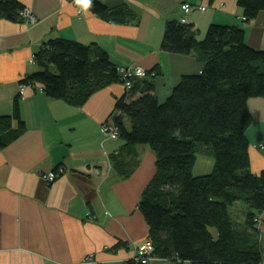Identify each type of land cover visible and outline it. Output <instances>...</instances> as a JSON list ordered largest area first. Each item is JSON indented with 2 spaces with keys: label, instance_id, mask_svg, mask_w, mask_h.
Instances as JSON below:
<instances>
[{
  "label": "crops",
  "instance_id": "crops-1",
  "mask_svg": "<svg viewBox=\"0 0 264 264\" xmlns=\"http://www.w3.org/2000/svg\"><path fill=\"white\" fill-rule=\"evenodd\" d=\"M17 1L34 22L0 17V116L11 115L17 100L25 124L17 139L0 148V264H82L87 259L88 264H126L148 238L137 203L155 173V160L152 150L138 145L132 152L136 166L127 177L113 166L111 157L124 142L101 129L112 123L125 85L113 82L81 107L47 98L38 84L26 85L21 96L20 80L38 70L33 55L57 37L95 43L120 67L146 71L158 66L154 95L163 101L182 75L203 66L195 53L160 49L165 21L184 17L199 31L198 38L209 23L241 26L247 45L264 50V11L244 22L236 0H102L108 8L123 5L131 12L117 23L85 9L77 13L73 0ZM184 3L205 9L184 14ZM247 106L252 114L248 155L258 173L264 170V97L248 99ZM59 167L60 176L46 182L42 174ZM259 219L264 233V213ZM151 264L188 263L155 259Z\"/></svg>",
  "mask_w": 264,
  "mask_h": 264
},
{
  "label": "trees",
  "instance_id": "trees-1",
  "mask_svg": "<svg viewBox=\"0 0 264 264\" xmlns=\"http://www.w3.org/2000/svg\"><path fill=\"white\" fill-rule=\"evenodd\" d=\"M81 2L85 10L117 23L132 15L123 5L108 8L102 0ZM236 4L244 22L264 11V0ZM24 8L17 0H0V17L21 21ZM163 29L160 49L176 55L195 53L203 61L200 72L182 75L163 101L154 95V79L161 74L158 66L146 70L144 78L129 79L131 87H125V95L114 103L111 123L124 142L111 157L122 177L136 166V146L146 145L154 154L155 173L137 203L148 226L151 257L188 264H264L259 229L264 170L252 171L245 135L252 124L247 100L264 97V50L248 46L244 28L233 24L209 23L202 38L193 24L179 19L165 21ZM33 56L38 70L26 74L20 84H38L47 98L69 106L81 107L113 82L124 85L120 66L95 43L47 39ZM12 112L0 116V148L25 128L17 100ZM204 153L214 159L212 171L193 176L196 155ZM127 154L132 155L128 162ZM239 201L247 211L242 221L233 220L228 209ZM126 264L142 263L132 258Z\"/></svg>",
  "mask_w": 264,
  "mask_h": 264
},
{
  "label": "built area",
  "instance_id": "built-area-1",
  "mask_svg": "<svg viewBox=\"0 0 264 264\" xmlns=\"http://www.w3.org/2000/svg\"><path fill=\"white\" fill-rule=\"evenodd\" d=\"M73 5L77 9L76 10L77 13L82 12V10L84 9V5L81 2V0H73ZM196 8L197 10L199 9L200 11H203L205 9L203 6L195 7L190 5L189 3H184L181 5V10L184 14H187L188 12ZM20 16L22 20L24 19L28 23L34 22V17L29 12V10L25 8L23 9V11L20 12ZM179 20L182 23H185L186 21L184 17L180 18ZM31 62H33V59L31 60ZM117 70L119 75L122 77V79L123 80L125 79L124 85L127 89L131 87L129 79H134L135 77L144 78L147 75L146 71L141 66H137V65L118 67ZM24 89H25V85L20 84L18 90L21 96L25 92ZM101 130H103L104 133L107 132V134L113 139H115L117 136L116 129H113V127L109 123H104ZM62 172L63 169L59 167L56 170H53L52 172L42 174V176L45 178L46 182L52 183V181H54L57 177H59ZM152 251L153 248L151 245V241L149 238H146L140 245H138L137 250L132 258L135 259L136 261H140L142 264H150L151 262L154 261V259L151 257ZM88 262H90L89 259L85 260V262L83 261L82 264H88Z\"/></svg>",
  "mask_w": 264,
  "mask_h": 264
},
{
  "label": "rangeland",
  "instance_id": "rangeland-1",
  "mask_svg": "<svg viewBox=\"0 0 264 264\" xmlns=\"http://www.w3.org/2000/svg\"><path fill=\"white\" fill-rule=\"evenodd\" d=\"M206 29L201 31L199 38H202ZM105 133L107 134V132H105ZM245 135H246V133H245ZM246 136L248 138V136H250V134L247 133ZM110 138H112V137H110ZM213 164H214V159L209 154H207V153L197 154L196 155V161H195V164L193 166V176H201V175H205V174L211 172ZM228 209H229V212L231 214V218L233 220H236V221H242L244 215L247 212L246 206L242 201L235 202L233 205H230L228 207ZM210 230H211V233L213 234V236L216 237L217 234H216L215 229L210 228ZM263 240H264V233H263V239H262L263 254H264V242H263Z\"/></svg>",
  "mask_w": 264,
  "mask_h": 264
},
{
  "label": "bare ground",
  "instance_id": "bare-ground-1",
  "mask_svg": "<svg viewBox=\"0 0 264 264\" xmlns=\"http://www.w3.org/2000/svg\"><path fill=\"white\" fill-rule=\"evenodd\" d=\"M186 22V21H185ZM33 59V58H32Z\"/></svg>",
  "mask_w": 264,
  "mask_h": 264
}]
</instances>
